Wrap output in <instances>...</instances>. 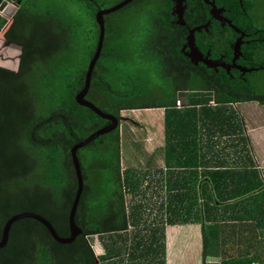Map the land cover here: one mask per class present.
<instances>
[{"label":"trees","instance_id":"16d2710c","mask_svg":"<svg viewBox=\"0 0 264 264\" xmlns=\"http://www.w3.org/2000/svg\"><path fill=\"white\" fill-rule=\"evenodd\" d=\"M48 1L22 0L11 20L0 18V38L21 47L16 70L0 66V240L7 221L24 212L45 217L61 237L70 236L78 190L71 149L111 123L76 101L99 41L96 15L104 7L100 0H64L56 7ZM186 5V26L176 22L174 0H134L105 16L104 45L86 99L120 123L77 153L84 188L75 222L82 234L61 244L39 221L19 220L0 249V264H166V228L149 225L150 207H165L169 224H201L202 264L220 254L227 222L264 239V178L234 107L264 106V93L252 79L264 72L263 0H216L248 35L238 64L259 70L244 75L195 65L183 53L190 30L209 23L195 33L197 47L231 63L240 37L212 17L204 0ZM182 92L194 97L181 110ZM152 108H165L167 152L200 135L203 145L195 162L171 163L167 156L168 194L161 203V197L147 194L151 171L125 165L122 158V112ZM210 149L215 159L209 161ZM241 159L250 163L235 162ZM181 175L187 183L171 184ZM221 264H264V259L243 254Z\"/></svg>","mask_w":264,"mask_h":264},{"label":"crops","instance_id":"0c3cea01","mask_svg":"<svg viewBox=\"0 0 264 264\" xmlns=\"http://www.w3.org/2000/svg\"><path fill=\"white\" fill-rule=\"evenodd\" d=\"M2 20H11L6 16L1 15ZM0 43L4 44V47H10L15 51L21 50L20 46L15 44H8L6 41H1ZM2 47V46H1ZM183 95H178L177 108L185 109L190 106V98L194 97L189 92H182ZM180 96L182 99H180ZM183 100V101H181ZM210 104L213 105L214 102L210 101ZM238 104L234 105L236 107ZM143 110H163V126H162V142L158 140L159 129L157 130L155 124L159 120V115L155 114L148 116L147 119V134H146V143L144 142L143 137L136 136L138 141L135 142V136L133 137V144L135 149H141L142 152L145 151V166L151 171L152 176L149 177L147 186V194L152 195L158 198L161 203L165 201L167 196V156L171 163L177 162H195L197 158V153L201 155L203 152L202 136L196 138L195 142H190L184 144L182 147H176V149H170V152H167V141H166V132H165V108H152V109H143ZM244 122L245 132L249 138L250 148L252 151V158L256 162V169L261 173L264 178V126H254L250 125L248 118L244 114H240ZM133 130V129H131ZM198 142V143H197ZM145 148V149H144ZM138 152V151H137ZM207 158L210 160L215 159L213 156L215 153L213 149H210V152H206ZM235 159V158H234ZM232 161V159L230 160ZM142 162L140 157L139 162ZM236 163L240 164H249V159L236 160ZM139 166V165H138ZM141 166V165H140ZM160 170L165 173L160 174ZM187 183L186 176L181 175V177L171 178V184L176 183ZM148 223L151 226L163 225L165 229V261L166 264H202V234H201V224L197 223H188V224H169L167 221V212L165 207H150L148 209ZM225 232L221 237L222 247L220 254H214L208 256L206 259V264H221L224 258L238 257L243 254H248V257L255 256L259 259H264V239H257L253 233H249L246 230V226L238 222H227L223 224ZM240 227V229H239ZM99 254L102 255L105 253L102 244L99 241ZM247 252V253H246ZM114 264H126V261L119 263V260H114Z\"/></svg>","mask_w":264,"mask_h":264},{"label":"water","instance_id":"95a60500","mask_svg":"<svg viewBox=\"0 0 264 264\" xmlns=\"http://www.w3.org/2000/svg\"><path fill=\"white\" fill-rule=\"evenodd\" d=\"M132 1L134 0H124L123 2H121L120 4L108 8V9H102L100 10L97 15H96V21L99 25L100 28V35H99V41H98V45H97V49L95 52L94 57L92 58L89 67H88V71L86 74V81H85V87L84 89L76 96V101L78 102L79 105L87 107L89 109H91L92 111H94L97 115H99L101 118L110 121V125L94 132L92 135H90L87 139H85L84 141L76 144L72 149H71V156H72V160H73V164L75 167V171H76V175H77V179H78V190H77V194L70 212V216H69V226H70V236L69 237H61L56 229L54 228V226L43 216L36 214V213H32V212H24V213H20L17 214L15 216H13L12 218H10L7 223L4 226L3 232H2V238L0 240V249L4 248L7 243H8V239H9V233L11 230L12 225L22 219H34L39 221L41 224H43L50 232V234L52 235V237L61 244H70L72 242L75 241V239L82 234V230L77 226L76 222H75V216H76V212H77V208L80 202V198L83 192V188H84V179H83V175H82V169H81V164L78 158V151L79 149L89 145L90 143H92L94 140H96L97 138H99L102 135L108 134L111 131L115 130L120 123V120L115 117L112 114H108L105 113L104 111H102L99 107H97L94 103H92L91 101L86 99V96L89 92L90 86H91V80H92V75H93V71L94 68L96 66V63L98 61V59L100 58L101 55V51L103 49V45H104V40H105V16L112 14L120 9H122L123 7L127 6L128 4H130ZM184 1L185 0H178L177 1V6H176V13L178 15V21L177 23L180 25L185 26L186 22L184 20V10L186 8V6H184ZM206 4H208L209 6H211L212 10L211 12L213 13V15L215 17H217L219 20L223 21V24H228L232 29H234L236 32L238 33H242L240 29H238L229 19L224 18V17H219L218 14L220 13V10L218 9V7L216 6V0H204ZM22 0H0V16H6L9 19H12L14 14L16 13V11L18 10L20 4H21ZM240 2L242 3V0H240ZM209 24H207L204 27H198L195 29L190 30V34L188 36V46L190 47L192 54L199 55L202 56L201 53L199 52L198 48L196 47V43H195V33L197 31H202V29H208ZM2 31V29H0V32ZM8 44H11L9 42H7ZM241 46H242V39H239L236 46H235V58L233 59V65L230 66L233 68H237L238 70H240L243 73H251L253 71H257L259 70L258 68H245V67H241L238 66L236 64L237 59L240 57L241 55ZM192 57V55H191ZM207 65H209L210 67H214L217 65H215V63L210 62L208 60H203ZM224 66V65H222ZM225 67V66H224ZM229 69V67H226Z\"/></svg>","mask_w":264,"mask_h":264},{"label":"rangeland","instance_id":"374dc122","mask_svg":"<svg viewBox=\"0 0 264 264\" xmlns=\"http://www.w3.org/2000/svg\"><path fill=\"white\" fill-rule=\"evenodd\" d=\"M64 0H49L48 3L53 6L65 5ZM124 0H100L104 9H108L114 7ZM264 5V0H263ZM130 9L125 10L123 13H129ZM1 41H4L0 38ZM2 46V47H1ZM0 55L3 56V59L0 60V66L7 67L10 69H17L18 66V56L19 51H15L14 49H10V47H4V44L0 43ZM252 79L257 82L260 93H264V72H259ZM179 95H183L180 93ZM180 99L181 96H180ZM183 101V100H181ZM235 109L239 114H244L250 123V125L254 126H264V106L260 105L258 102H248V103H240ZM163 110H127L122 112L123 121L120 127L121 136H122V158L124 164H128L129 162L133 166H145V151L142 152L139 148L135 149V146L132 142L133 137L135 138V142L138 141L136 136L143 137L142 145L146 143V134H147V119L148 116H152L155 114L159 115V120L155 123L157 130L159 129L158 140L162 142V126H163ZM133 129V130H131ZM145 149V148H144ZM138 151V152H137ZM142 159V162H139V159ZM130 195L127 196V200L130 202ZM94 248L97 254H99V240L97 238L94 239Z\"/></svg>","mask_w":264,"mask_h":264},{"label":"flooded vegetation","instance_id":"af4514ba","mask_svg":"<svg viewBox=\"0 0 264 264\" xmlns=\"http://www.w3.org/2000/svg\"><path fill=\"white\" fill-rule=\"evenodd\" d=\"M177 1L178 0H174V2H175V8H174V11H173V15H174V17L175 18H177L176 19V22L178 21V15H177V13H176V6H177ZM186 2H187V0H185L184 1V6H186V8H185V10H184V13H185V11H186V9H187V5H186ZM211 7V6H210ZM219 9V8H218ZM211 10H212V8H211ZM220 10V13L218 14V16L219 17H224V18H226V16L224 15V9H219ZM211 15H212V17L215 19V20H217L218 22H221L222 23V25H224L223 24V21H221V20H219L217 17H215L214 15H213V13L211 12ZM228 19V18H227ZM209 24V23H208ZM187 25V24H186ZM185 25V26H186ZM226 25V24H225ZM228 25V24H227ZM242 32V31H241ZM238 33V32H237ZM240 34V37L238 38V40L239 39H242V46H243V44H245V43H250L249 41H247L246 40V37L248 36L246 33H244V32H242V33H239ZM238 40H237V42H238ZM237 42H236V44H237ZM196 43V42H195ZM236 44H235V46H236ZM235 46H234V58H235ZM241 46V47H242ZM196 47H197V45H196ZM198 48V47H197ZM198 50H199V52L201 53V55L202 56H199V55H194V54H192V51H191V49H190V47L188 46V39H187V43L185 44V46L183 47V49H182V51H183V53L187 56V57H189L190 59H191V61L195 64V65H199V64H204V65H206L207 67H209V68H212V69H215L216 71H218L219 70V68H223V69H225L228 73H230L232 70H238L237 68H233V67H231L230 68V66H232L233 65V60H232V62L231 63H228V62H226L225 61V57L224 56H222L221 58H219V59H212V58H210V55L209 54H207V55H205V54H203L201 51H200V49L198 48ZM191 55H192V57H191ZM240 57H241V55H240ZM239 57V58H240ZM233 58V59H234ZM239 58L237 59V61H236V64L238 65V66H241V65H239L238 64V60H239ZM203 60H208V61H210V62H213V63H215V65H216V63H217V65L216 66H214V67H210L209 65H207ZM222 65H224V66H222ZM226 67H229V69L228 68H226ZM241 67H243V66H241ZM245 68H247V67H245ZM238 71H240V70H238ZM241 72V71H240ZM243 75L244 74H246V73H243V72H241Z\"/></svg>","mask_w":264,"mask_h":264}]
</instances>
